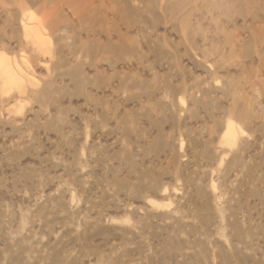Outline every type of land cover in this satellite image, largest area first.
<instances>
[{
  "label": "rangeland",
  "instance_id": "374dc122",
  "mask_svg": "<svg viewBox=\"0 0 264 264\" xmlns=\"http://www.w3.org/2000/svg\"><path fill=\"white\" fill-rule=\"evenodd\" d=\"M0 60V264H264V0H0Z\"/></svg>",
  "mask_w": 264,
  "mask_h": 264
},
{
  "label": "bare ground",
  "instance_id": "6f19581e",
  "mask_svg": "<svg viewBox=\"0 0 264 264\" xmlns=\"http://www.w3.org/2000/svg\"><path fill=\"white\" fill-rule=\"evenodd\" d=\"M102 1V0H100ZM25 29L30 31L31 29L28 28V25L25 24ZM5 65L4 63H2V61L0 60V79L3 81L4 85H15V86H20L22 81L21 79L14 73H9L6 69H5ZM8 87V86H7Z\"/></svg>",
  "mask_w": 264,
  "mask_h": 264
}]
</instances>
